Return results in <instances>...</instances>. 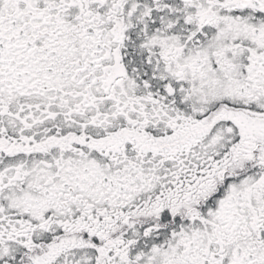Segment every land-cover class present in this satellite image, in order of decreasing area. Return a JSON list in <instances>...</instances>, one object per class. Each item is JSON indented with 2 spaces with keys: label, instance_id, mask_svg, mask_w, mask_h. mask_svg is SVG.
<instances>
[{
  "label": "snow or ice",
  "instance_id": "1",
  "mask_svg": "<svg viewBox=\"0 0 264 264\" xmlns=\"http://www.w3.org/2000/svg\"><path fill=\"white\" fill-rule=\"evenodd\" d=\"M0 264H264V0H0Z\"/></svg>",
  "mask_w": 264,
  "mask_h": 264
}]
</instances>
